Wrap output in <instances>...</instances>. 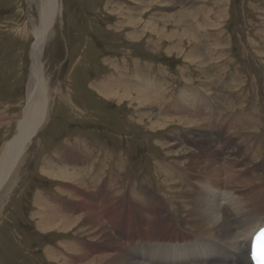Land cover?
Listing matches in <instances>:
<instances>
[{"label":"rangeland","instance_id":"obj_1","mask_svg":"<svg viewBox=\"0 0 264 264\" xmlns=\"http://www.w3.org/2000/svg\"><path fill=\"white\" fill-rule=\"evenodd\" d=\"M57 2L40 58L49 87L47 109L0 188V264H62L64 260L77 261L81 248L89 253L92 250L91 256L96 257L95 251L107 244L93 238L87 228H79L80 221L64 230L57 222L63 220L59 216L54 220L59 229L44 230L42 198L55 203L53 206L65 217L84 216L80 198L100 204V218L114 239L107 245V253H112L121 233L119 206L132 196L133 186L177 200L175 188L165 193L166 183L161 184L156 164L171 162L176 167L190 149L201 150L199 141L192 138L193 130L196 139L201 133H220L212 149L218 147L223 159L251 157L245 150L242 154L247 157L239 158L235 153L238 143L241 152L250 145H260L259 154L264 156V0ZM38 3L0 0V157L17 134L27 107L31 52L36 42L31 20L39 19ZM182 26L194 31L192 39L187 34L169 38L171 32L180 35ZM150 83L157 89L149 90ZM137 89L153 96L151 116L144 113L148 106L136 100ZM107 91L116 97L106 96ZM186 92L195 93L197 101L204 104L200 110L214 112L217 121L225 119L228 123L246 112L250 126L237 124L225 131L223 126L211 129L205 124L208 119L200 125L186 123V116L182 121H165L167 115H180L177 104L190 108L180 97ZM157 119L162 124H156ZM172 138H178L181 145L171 147ZM256 161L246 167L234 164L232 169H254ZM61 165L75 172V178L59 181L47 176L46 169ZM166 171L170 174L168 168ZM259 171L264 180V168ZM184 174H189L187 169ZM202 176H192L185 187L195 185L198 190L204 182ZM136 204L143 207L135 208V221L149 220L152 205ZM145 208L147 212L142 213ZM181 214L179 221L188 223L184 210ZM227 218L230 220L228 213ZM168 219L169 215L163 217L160 226ZM50 248L58 253L53 256Z\"/></svg>","mask_w":264,"mask_h":264},{"label":"bare ground","instance_id":"obj_2","mask_svg":"<svg viewBox=\"0 0 264 264\" xmlns=\"http://www.w3.org/2000/svg\"><path fill=\"white\" fill-rule=\"evenodd\" d=\"M38 5L39 19L34 20L31 18L32 30L36 42L32 47L31 52L32 65L29 83L27 86V107L25 108L24 116L19 123L17 134L12 140L7 142L3 154L0 157V188L3 182H5L7 176L13 170L14 166H16L19 158L25 151L29 140L35 134L39 124L38 119L43 117V114H45L49 100V87L46 83L47 79H45L40 58L47 35L46 33L52 24L51 21L53 22L56 9H58V2L57 0H39ZM192 32L194 31H191L189 28L183 29L182 26L180 35L176 34L178 32L175 33L176 35L171 32L169 38L173 39L174 37L178 36L182 37V34H187L190 36L189 38L192 39ZM193 40L195 41V39ZM41 69L42 75L40 73ZM143 81L145 82V79H143ZM144 85L145 87L147 86L146 84ZM106 86L109 87L108 85ZM106 86L103 87L106 88ZM147 87L150 88L149 90L152 89L153 91L157 89V87L154 86V83H150ZM110 88L114 87L111 86ZM137 90L136 100H139V103L142 106H148L144 113L150 115L149 111H151L154 107L152 102L153 96L151 97L150 94L143 92L141 89ZM123 94V97L127 95L125 93ZM105 95L109 97H116V94H112L111 96L108 91ZM180 97L181 99L183 98L186 103L188 102L190 108L184 109L181 104H177L176 106L178 107L180 115H167L164 117L165 121H182L184 120L183 116H186V123L195 122L197 125H200V121L203 122L204 119H208V122L205 124H208L211 129L216 125V129H220L223 126L225 131H228L229 128L235 129L238 125H243L244 127L250 126L251 119L244 115L246 112L242 115H239L240 117H236V120H231L228 123L225 119H220L217 121L218 119L214 117V112H210L209 110L208 113L203 109L202 111L200 110L201 107H204V104L197 101L195 93L186 92V94ZM155 98L157 99L158 97ZM210 106L213 105L210 104ZM239 107L242 108V106ZM193 109L196 110L194 115L192 114ZM184 112L188 113L189 115H182L185 114ZM250 112L251 111L249 110L247 113ZM211 120L213 122H211ZM155 121L156 124H162V122H157L158 119ZM231 123H233V125L229 126ZM153 127L156 128L155 125ZM199 128L197 129L198 131ZM250 132L251 131H249V133ZM191 133L193 135L192 138L196 141H199L198 145H201L199 148L201 150L195 152L190 149L188 152H186L183 159L184 161H180V165L177 164L176 166L179 168L172 167L171 165L173 164L171 162L164 161L167 164H164L163 166L159 165L160 162L159 164H156L159 178L160 175L162 176L161 184L166 183L165 187L167 188V191H165V193H172L173 191L171 189L175 188V197H178H176L177 200H170L165 196L164 199L162 198L161 194H159L160 196L158 197L156 194H153L141 187L133 186L132 196L129 197L125 203H120L119 206L120 215H122L121 233L118 238L119 242L115 243L116 247L114 248L116 249L112 251V253H107V245H109L114 239L110 236L111 233L109 232V234L107 232V228L104 227V223L100 218V204L94 205V203L91 201H86L87 199L83 200L80 198V201L85 206L84 208L80 205L82 210L85 209L84 216L69 217L66 215L65 217L60 213L61 211L57 207L53 206L55 203L52 204L49 201H45L46 199H41V202L43 203V209L41 207L40 214L42 215L40 218L42 220V226L44 230H46V228L54 227L59 229L60 226L66 230L67 228L71 227L75 221H80L79 228H87L92 232L93 238L101 239L100 241L102 243H107L95 251L97 253L96 257L91 256L92 250L90 251V254L89 251L86 252L81 248V250H78L80 255L77 261L64 260L62 261V264H99L104 260L105 264H249L247 257L249 247L252 243L254 235L264 226V184L261 183L263 180V172L259 171V169L264 168V156L259 154L258 150L260 145H250L246 149H242L243 151L241 152V147L238 143L236 145L237 148L235 149V153H237L239 158L247 157L242 154L245 150L251 153V157L246 160H238L237 158L224 155L225 158L223 159L218 155L219 150L217 146V149H212V146L216 145L213 144L215 140L220 139L216 136H220V133L216 135H210L207 132L201 133L198 139H196L197 134L194 132V130L191 131ZM172 139L174 141L172 144H170L171 147L174 145H181V142L178 140V138ZM208 140L210 144L207 142ZM223 145H227V142L224 141ZM250 159L255 161L259 160V162L256 161L254 169H246L243 172H236L232 169L234 164H241L245 167L250 165L253 161ZM218 161H220L218 164L215 163ZM175 165L176 164L173 166ZM166 168L170 170V174L166 171ZM185 169H187L189 174H184ZM45 172L46 174L48 173L47 176L59 181L61 179L71 180L73 177L75 178V172L62 167V165L56 167L55 170L46 169ZM177 174H179V176H176ZM201 174L203 175L202 177L204 178V182H200L198 190H195V185L190 187L191 189L185 187L184 183L189 181L192 176L195 178L197 176H201ZM232 180H235L234 184ZM242 184L244 185L243 187L245 190L241 189ZM136 199L137 201H135ZM138 200L141 201V203H150L152 205L151 210L149 209V220L140 219L143 223H137L135 221V217L133 216V212L137 206L143 207V204H136L139 202ZM175 202L179 204V206H175ZM74 203H76V201H74ZM183 210L185 211L184 216L188 217V223L179 221V219L183 216V214H181V211ZM47 211L54 212V214H50ZM143 211L147 212V209H142L141 212L143 213ZM226 212L230 216V220L227 218ZM167 215H169V219L167 220L169 222L160 226L159 223L162 221L163 217H167ZM58 216L62 217L63 219L62 221L61 219L57 221L59 223V227H57L58 223L54 222L55 219L57 220ZM143 217L144 216H142V218ZM66 218H73L74 220L68 221ZM155 220L160 221L156 222ZM213 235L218 237L219 240ZM259 242L263 241L260 240ZM48 250L49 249H47V253L49 254ZM50 250L52 249L50 248ZM57 253L58 252L52 250L53 256H55L54 254ZM75 256L76 255H74V257ZM54 259L58 260L57 258L53 257V260Z\"/></svg>","mask_w":264,"mask_h":264}]
</instances>
